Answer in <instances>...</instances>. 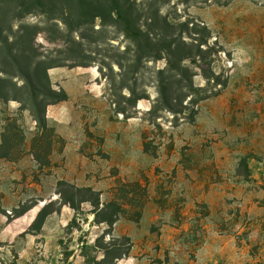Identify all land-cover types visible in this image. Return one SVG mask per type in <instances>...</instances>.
<instances>
[{"label":"rangeland","instance_id":"rangeland-1","mask_svg":"<svg viewBox=\"0 0 264 264\" xmlns=\"http://www.w3.org/2000/svg\"><path fill=\"white\" fill-rule=\"evenodd\" d=\"M127 4L143 30L160 32L168 21L188 43L208 40L205 59L187 63L186 79L201 88L198 103L179 117L160 112L151 123L155 73L165 62H150L139 77L147 99L126 118L100 72L129 45L118 27L98 20L99 33L86 32L93 42L76 34L96 63L74 67L80 59L66 52L77 47L56 39L46 16L18 22L15 30L41 28L28 41L64 64L49 70L50 81L56 90L65 84L74 101L69 118L44 127L19 103L0 100V264H97L102 246L126 237L132 249L117 264H264V0ZM60 124H72L67 137ZM63 181L120 205V220L110 227L95 221L90 203L78 211L64 205L57 194ZM35 206L54 212L42 224L18 220Z\"/></svg>","mask_w":264,"mask_h":264},{"label":"trees","instance_id":"trees-1","mask_svg":"<svg viewBox=\"0 0 264 264\" xmlns=\"http://www.w3.org/2000/svg\"><path fill=\"white\" fill-rule=\"evenodd\" d=\"M127 1L0 0V100L5 104L11 101L19 103L20 110L29 111L33 120L44 127L47 125L48 107L68 100L65 90L53 88L49 76L50 69L64 67V64L50 62L49 57L37 53L34 39L28 41L29 31L41 28L20 24L19 29L15 30L18 22L38 13L46 16V24L50 25L48 30L55 33L56 39L67 38L69 43L77 47L66 52L70 59H80L74 67H91L90 59L96 63L94 58L85 55L86 48L83 42L77 41L76 34L80 33L83 41L93 42L86 32L99 33L95 29L98 20L118 27L123 33L129 45L119 52V59L113 64L102 62L100 68L102 77L108 82L109 95L118 114L126 118L133 117L137 104L147 99L146 94L139 91V77L150 62H165V67L155 73L159 96L149 111L151 123L159 119L160 112L179 117L186 113L189 104L197 105L193 95L201 88H197L194 81L186 79L189 68L187 63L194 64L198 58L205 59L208 50H203V46L208 44V40L195 39L188 43L176 33L178 26L168 21L164 22L160 32L143 30L135 19L134 9L128 6ZM155 23L159 24L158 21ZM184 26L188 24H181L180 27ZM114 65L118 71H115ZM206 79L209 81L210 77L206 75ZM125 91L128 95H125ZM189 98L191 100L186 104ZM207 99L209 97H203L199 103ZM59 186L62 189L57 194L64 205L78 211L82 204L90 203L95 209V221L110 227L120 220L122 207L113 202L102 204L100 192L92 188H78L65 181L60 182ZM29 209L31 207L26 211ZM52 212L54 210L50 211L49 206H45L34 224H42ZM123 239L126 241L122 244L126 246L125 250L122 249L124 246L120 239L115 238L102 246L104 258L97 264H117L129 256L132 249L130 238Z\"/></svg>","mask_w":264,"mask_h":264},{"label":"crops","instance_id":"crops-1","mask_svg":"<svg viewBox=\"0 0 264 264\" xmlns=\"http://www.w3.org/2000/svg\"><path fill=\"white\" fill-rule=\"evenodd\" d=\"M52 72H50V77H52ZM62 88L66 91V93L68 94V100L63 102V104L65 105L61 110L57 105H52L48 107V112H47V120H51L53 119L56 122H62L65 121L66 118H69L71 115V104L73 103L74 99H73V95L71 93V91L66 87L65 84L62 85ZM58 106V108H56ZM71 119V118H70ZM72 128V124L63 127L62 124H60L58 126V134L62 137H67L68 136V130ZM73 144H68V147H71ZM68 151V149H67ZM38 206H35L31 209H29L28 211H26V213H24V215H22L21 217L18 218V220H23V223H25L28 226H31L32 223L34 222V220L36 219V217L38 216V213L40 210L37 209ZM66 206H63L61 209V213H64ZM43 209V208H42Z\"/></svg>","mask_w":264,"mask_h":264}]
</instances>
